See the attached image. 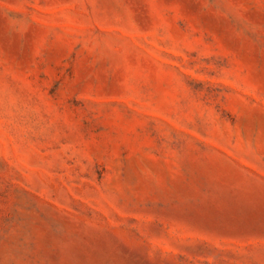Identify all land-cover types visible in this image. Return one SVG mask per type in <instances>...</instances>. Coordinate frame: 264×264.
I'll return each instance as SVG.
<instances>
[{
	"label": "rangeland",
	"instance_id": "rangeland-1",
	"mask_svg": "<svg viewBox=\"0 0 264 264\" xmlns=\"http://www.w3.org/2000/svg\"><path fill=\"white\" fill-rule=\"evenodd\" d=\"M0 264H264V0H0Z\"/></svg>",
	"mask_w": 264,
	"mask_h": 264
}]
</instances>
